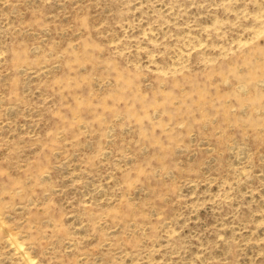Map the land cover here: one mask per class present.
I'll return each mask as SVG.
<instances>
[{
	"label": "rangeland",
	"instance_id": "374dc122",
	"mask_svg": "<svg viewBox=\"0 0 264 264\" xmlns=\"http://www.w3.org/2000/svg\"><path fill=\"white\" fill-rule=\"evenodd\" d=\"M0 264H264V0H0Z\"/></svg>",
	"mask_w": 264,
	"mask_h": 264
}]
</instances>
